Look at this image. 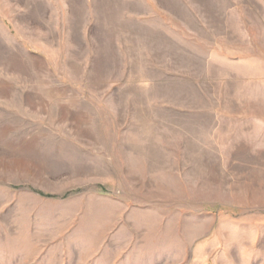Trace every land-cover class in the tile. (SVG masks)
Masks as SVG:
<instances>
[{
	"label": "rangeland",
	"instance_id": "1",
	"mask_svg": "<svg viewBox=\"0 0 264 264\" xmlns=\"http://www.w3.org/2000/svg\"><path fill=\"white\" fill-rule=\"evenodd\" d=\"M0 264H264V0H0Z\"/></svg>",
	"mask_w": 264,
	"mask_h": 264
}]
</instances>
